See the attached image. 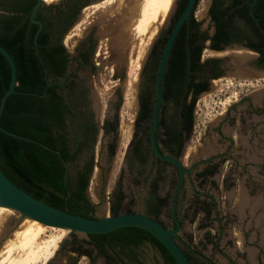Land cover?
I'll return each mask as SVG.
<instances>
[{"label": "flooded vegetation", "instance_id": "obj_1", "mask_svg": "<svg viewBox=\"0 0 264 264\" xmlns=\"http://www.w3.org/2000/svg\"><path fill=\"white\" fill-rule=\"evenodd\" d=\"M14 1L19 0H0V19L2 16L10 14L7 9ZM107 1L108 0H59V2L55 4L53 2L51 5L43 4L35 16V19L40 21L43 25L40 35L43 34L46 37L47 48L50 49L59 44L63 48V53L61 55L62 75L60 77H52L49 75L46 63L40 54L39 44L37 47L34 38L35 52L33 56L36 57L40 63L43 80L48 86L54 84L56 80V84L59 86V93L63 100L61 130L63 148L66 153L75 158L74 161L65 162L66 182L68 183L73 179L75 183L73 187H76L78 173L87 172V166L91 162V158L94 157L95 165L94 171L91 174L90 185L89 188L84 191L85 200L93 209L90 214L93 218H97L95 215L96 205L91 200L89 194V191L92 190L91 186L93 181L97 183L94 189V194L99 200L97 205L108 204L111 209L112 206L120 203L122 208L125 201L129 198L126 192V189L128 190L129 188H125L123 183L126 175H128L130 177L128 179L130 180L129 184H131L132 187L135 189L137 187H144L146 189L145 214L150 204L158 199H164L166 207L163 208V213L160 218L161 220L163 217L173 220L172 205L175 192L180 183V172L172 164L157 159L153 152L150 134L153 128L152 113L156 101V79L155 81L152 80L154 72H152L150 68L151 59L157 46L158 50H162L163 54L167 43V41L164 43V40L167 36L169 37L170 34H168V32L173 26V21L177 14L181 11L184 0L176 1L172 24L169 30L165 34L159 36L151 49L150 56L144 64L138 94L139 114L132 124L133 135L131 141H129L125 148L124 164L119 170L118 178L114 175L115 165L122 150L124 134L121 132L120 119L122 104L121 89L114 90L112 94L108 96L107 101H104L100 90L106 87L100 76L103 71H106L109 67V77L112 78L113 82L116 80L121 82L123 80V75L121 73L122 68L120 69V67L123 66V63H120L119 66L112 60L111 49L113 33L111 31L110 20L107 19L105 10H100L97 12L98 14L96 16L92 17L91 20L87 22L90 13L94 15L96 11H98L93 9L105 4ZM255 1L256 0H239L237 4H235L236 0L208 1L206 12L208 25L206 28H203L196 14L199 4L198 0L195 11L184 24L183 30L185 33V47L188 50V58H191L195 49L202 46L201 63H205L208 60H216V62L205 65V72L209 83L221 79L224 75L222 69L223 61L221 58L225 55L227 49L234 45L247 47L256 52L259 57L257 65L260 69L264 70V25L261 23L259 16L255 13V8L258 6L259 0L256 5H253ZM245 9L247 11L246 15L243 14ZM213 11H219L221 17L227 19L224 37L217 38L218 27L212 16ZM31 14L30 16L26 15L23 20L17 24V27L23 28L26 35L24 41H26L28 35H30L35 28L37 29H35L36 33L39 28L37 24L31 21ZM56 15L58 18L53 19ZM49 20L50 22H48ZM86 23L87 26H83ZM4 27V22L0 20V35L5 33ZM175 47L176 41L173 49ZM207 51L210 52V56L217 58L205 60L204 53ZM115 65L116 70H113ZM167 68L168 64L165 74ZM147 101L150 103L149 107L151 108V113L143 115L144 105ZM171 105L172 115H169L168 108L170 102L164 97V103L160 111L156 140L162 154L177 159H185L184 151L187 143L184 145L181 155H179V142L174 138V135L178 132V110L173 100ZM169 131L172 133L171 136L169 135ZM216 131L220 136L219 142L229 143V146L224 152L222 151L208 157L214 158L213 160L197 166L191 172L190 178L186 176L178 200L179 220L180 197L186 183H189L193 189L195 187L194 181L206 184L210 179L216 176L221 167L224 168L225 162L230 159L231 148L234 146L233 139L225 137L222 134L221 127H218ZM96 133V143H94ZM113 179H115L114 182ZM70 196L71 192L68 197ZM202 199L209 201V205L216 208L217 202L212 195L196 191H194V196L191 200L192 207L195 208L196 203H198V205L206 203ZM131 200L135 202L136 198L133 197ZM172 228H176L175 223L172 224ZM177 240L180 244L179 238ZM187 249H189L192 254L194 263L199 264L201 261V254L190 246H187ZM75 250L76 249H74L73 253L77 254L79 257H89L87 255H81Z\"/></svg>", "mask_w": 264, "mask_h": 264}, {"label": "rangeland", "instance_id": "obj_2", "mask_svg": "<svg viewBox=\"0 0 264 264\" xmlns=\"http://www.w3.org/2000/svg\"><path fill=\"white\" fill-rule=\"evenodd\" d=\"M107 2L93 9L98 11L94 15L90 13L87 22L100 10H105L107 19L110 20L113 33L112 60L119 66L123 63L120 67L123 80L113 82L108 75L110 69L108 67L100 76L106 87L100 91L104 101H107L114 90L121 89V132H127L131 141L132 124L139 114L138 94L144 64L159 36L165 34L172 24L175 0L164 19L155 18V22H150L141 31L136 28L141 18L144 0H115L112 4L106 5ZM207 4L208 0H199L196 12L203 28L208 25ZM83 26H87V23ZM122 38L124 43L121 45L119 43ZM113 44H116V47H113ZM204 55L205 60L217 58L210 56L209 51ZM116 65L113 70H116ZM168 114L172 115L171 104ZM218 127H221L225 137L233 139L234 146L231 148L230 159L206 184L194 181L193 189L186 183L179 203L182 224L178 236L180 245L186 249L190 246L201 254V259L203 257L213 264H264V207L258 208L259 204L264 206V79L225 77L210 83L209 90L199 97L195 108L193 134L184 151L185 166L189 167L193 162L226 150L229 143L219 142L220 136L216 131ZM124 142L123 140L122 150L115 165L114 175L117 178L124 164L125 148L128 145ZM129 178L126 175L123 181L125 188H129L126 189L129 198L120 213L130 211L145 214L146 189L144 187L135 189L129 184ZM96 184V181H93L92 190L89 191L90 198L96 205L95 215L109 216L110 205H97L99 200L94 194ZM194 191L212 195L217 202L216 208L204 199L202 200L206 203L193 208L191 200ZM133 197L136 198L135 202L131 200ZM206 210L210 211L209 217ZM13 216V213L2 215L5 219ZM162 222L167 228L173 229L170 219L163 217ZM23 224L24 222L20 227ZM20 227L19 229H22ZM58 236L59 231L46 229L35 240L36 243L32 242L33 246L29 249L21 250L15 246L7 258L4 251L10 246L11 238L0 250V264H108L94 248L86 245L82 248L89 252V257H79L73 253L74 249L79 250L83 243L89 241L82 235H74L63 247L60 245L68 239V235L58 240L55 253L46 263V254L35 262L26 260L32 247ZM116 264H166V262L157 248L146 243L134 249L132 255H121Z\"/></svg>", "mask_w": 264, "mask_h": 264}, {"label": "trees", "instance_id": "obj_3", "mask_svg": "<svg viewBox=\"0 0 264 264\" xmlns=\"http://www.w3.org/2000/svg\"><path fill=\"white\" fill-rule=\"evenodd\" d=\"M188 0H184L181 11L173 21V26L182 14ZM239 0H236L237 4ZM37 0L14 1L7 9L9 15H4L0 20L5 24V33L0 35V45L13 57L18 73L17 93L10 96L0 120V125L6 131L29 138L38 143L25 139L15 138L0 131V168L4 174L19 188L62 211L76 215L93 218L90 214L92 208L85 200L84 191L89 188L91 174L94 171V157L87 166L88 171L78 173L76 187L72 181L66 182L65 162L74 161L75 158L64 151L61 136L63 119V100L59 93V86H48L43 80L42 68L36 57L34 38L36 30L26 37L23 28L17 24L28 15L30 16ZM255 13L264 25V0L258 1ZM246 9L243 14L246 15ZM212 16L217 23V38L225 36L226 21L219 11H213ZM247 17V16H246ZM54 16L53 19H57ZM52 21V19H51ZM50 22V20L48 21ZM173 26L168 34L171 33ZM168 36L165 38L166 43ZM40 54L52 77L62 75V46L56 45L47 48V39L41 34L38 39ZM203 47H198L188 58V50L185 47V33L182 28L173 49L167 72L164 78L165 99L170 104L172 100L177 106L178 132L174 135L179 142L181 155L184 145L190 140L195 124V108L199 97L207 92L210 83L205 72V65L216 62L208 60L201 63ZM162 56V50L155 48L151 59V68L154 72L152 80L156 79V71ZM190 59V60H189ZM31 71V72H30ZM33 71V72H32ZM11 81V66L6 57L0 53V101L8 91ZM150 103L144 105L143 115L151 113ZM171 131L169 135L171 136ZM97 133L94 137L96 143ZM166 142V140H165ZM59 152L60 154H57ZM71 192V196L68 195ZM196 206L198 203H196ZM166 207L164 199H158L147 208V215L164 225L161 220L163 208ZM201 207V206H200ZM121 204L111 207L112 215L120 213ZM207 217L210 211L206 210ZM172 224H174L173 220ZM165 226V225H164ZM152 244L157 248L165 259L166 264H177L165 246L151 233L140 228H123L110 234L90 235L89 241L83 243L81 248L75 251L81 255L90 256L87 250H82L84 245L94 248L108 264H116L121 255L133 254L134 249ZM183 248V247H182ZM193 264L194 259L189 249L183 248ZM113 253L115 255H113ZM204 259V260H203ZM199 264H213L202 257Z\"/></svg>", "mask_w": 264, "mask_h": 264}, {"label": "water", "instance_id": "obj_4", "mask_svg": "<svg viewBox=\"0 0 264 264\" xmlns=\"http://www.w3.org/2000/svg\"><path fill=\"white\" fill-rule=\"evenodd\" d=\"M176 1L177 0L174 2V6L176 5ZM257 1L258 0H256L253 5H256ZM197 3L198 0H188L186 8L173 26L164 48L156 76V101L153 107V128L150 134L151 145L156 158L172 164L180 172V183L175 192L172 205V218L176 228L169 229L159 221L143 213L127 212L119 213L117 215H112L111 213V215L105 217L85 218L74 213L59 210L23 191L9 179L0 168V208L7 209L14 215L2 223V227L0 228V250L7 241L13 238L20 225L23 222L30 220L35 221L44 227L68 231V239L64 240L60 247H63V245L73 238L74 235H82L89 238L90 235L110 234L123 228H140L148 231L156 237L169 251L177 264H193L177 240L181 230V221L178 217V200L186 176L190 178L191 172L197 166L203 165L214 158L196 161L193 162L191 166L187 167L184 165V158L177 159L161 153L156 140V135L159 127L160 111L165 97L164 76L166 67L175 41L184 24L195 11ZM43 4L47 3L44 2V0H38L31 14V21L39 26L35 36V44L37 47L38 38L43 29V25L40 21L35 19V16ZM0 53L6 57L11 66L10 86L0 101L1 120L8 98L17 93L16 87L18 85V73L13 57L1 45ZM258 58V54L247 47L237 45L229 47L225 52V55L221 58L223 61L222 69L224 71V75L221 78L264 79V70L260 69L257 65ZM229 112L230 111H228V115ZM0 131L15 138L38 143L44 148L49 149L42 143L8 132L3 129L1 125ZM56 153L60 154L59 152ZM6 227L7 229H5Z\"/></svg>", "mask_w": 264, "mask_h": 264}, {"label": "bare ground", "instance_id": "obj_5", "mask_svg": "<svg viewBox=\"0 0 264 264\" xmlns=\"http://www.w3.org/2000/svg\"><path fill=\"white\" fill-rule=\"evenodd\" d=\"M57 1L59 0H44V2H46L47 4ZM114 1L115 0H109L106 5H110ZM172 2L173 0H144L141 9V16H140L141 18L136 29L138 31H141L143 28L148 26L150 22H155V18L157 17L160 18L162 17V19H164L171 8ZM123 40L124 39L122 38L119 44L122 45L124 43ZM113 47H116V44H113ZM123 140L125 141L124 144L127 145L129 141V134L127 132L123 134ZM263 207H264L263 204L261 205L259 204L258 208L263 209ZM11 213L12 212L7 209L0 208V217H2V215L11 214ZM6 219L8 220L9 218ZM6 219L2 217L0 222L4 223L5 222L4 220ZM20 228L22 229H19L18 231L15 232L13 238L9 241L10 246L8 248L6 247L7 249H5L4 251V255H6L7 258L9 257L15 246H18L21 250L29 249L31 246H33L31 245L32 242L33 241L35 242V240L40 235H42L46 229L59 231L58 238L53 237L52 239H50V241L46 243L41 242L38 246L36 247L34 246V248L32 247L30 249V252L28 253L29 255L26 258L28 262H35L36 260H38L39 257L46 254L45 257V263H46V261H48L49 258L55 253L54 251L59 242L58 240H60L61 238L63 239V237H66L68 235V231L44 227L43 225L30 220L25 221L22 227ZM5 229H7V227Z\"/></svg>", "mask_w": 264, "mask_h": 264}]
</instances>
